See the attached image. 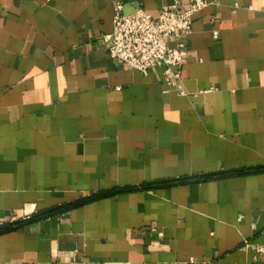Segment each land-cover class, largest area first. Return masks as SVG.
<instances>
[{
	"label": "crops",
	"instance_id": "crops-1",
	"mask_svg": "<svg viewBox=\"0 0 264 264\" xmlns=\"http://www.w3.org/2000/svg\"><path fill=\"white\" fill-rule=\"evenodd\" d=\"M171 1L0 0V264H264V0H209L183 93L105 44Z\"/></svg>",
	"mask_w": 264,
	"mask_h": 264
},
{
	"label": "built area",
	"instance_id": "built-area-1",
	"mask_svg": "<svg viewBox=\"0 0 264 264\" xmlns=\"http://www.w3.org/2000/svg\"><path fill=\"white\" fill-rule=\"evenodd\" d=\"M211 3L209 0H172L158 16L137 9L124 13L123 4L114 6L113 30L106 36V48L113 60L148 74L156 65H163L166 81L182 91L181 66L188 55L187 39L198 13ZM235 7H240L236 3ZM251 9L252 7L249 6ZM213 36L219 37L214 30ZM176 45L170 44V39ZM264 255V244L256 246V255Z\"/></svg>",
	"mask_w": 264,
	"mask_h": 264
},
{
	"label": "trees",
	"instance_id": "trees-1",
	"mask_svg": "<svg viewBox=\"0 0 264 264\" xmlns=\"http://www.w3.org/2000/svg\"><path fill=\"white\" fill-rule=\"evenodd\" d=\"M32 218H33V216L29 217L27 220L32 219Z\"/></svg>",
	"mask_w": 264,
	"mask_h": 264
}]
</instances>
